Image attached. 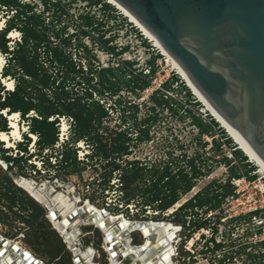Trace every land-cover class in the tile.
I'll return each mask as SVG.
<instances>
[{"label": "rangeland", "instance_id": "374dc122", "mask_svg": "<svg viewBox=\"0 0 264 264\" xmlns=\"http://www.w3.org/2000/svg\"><path fill=\"white\" fill-rule=\"evenodd\" d=\"M60 2L50 9L43 0H0V57L12 74L5 77L21 82L19 102L36 107L29 117L73 106L64 116L52 115L65 126L62 134L51 130L33 143L19 117L21 135L11 136L10 146L0 140V234L43 264H74V252L47 210L13 183L23 177L72 184L79 205L88 201L112 222L177 227L166 229L171 264H224L226 257H238L228 264H241L242 258L264 257V175L258 166L119 6L109 0ZM16 10L22 19L11 17ZM86 12L90 18L82 17ZM9 26L18 33L11 38L5 35ZM2 82L0 88L9 90ZM161 93L169 105L157 103ZM152 115L155 120L143 122ZM170 200L169 209H159ZM82 218L71 221L77 249L94 250L83 260L109 264L103 233ZM214 227L219 246L209 241ZM131 238L144 241L139 230ZM123 259L118 264L135 262L131 253Z\"/></svg>", "mask_w": 264, "mask_h": 264}, {"label": "water", "instance_id": "95a60500", "mask_svg": "<svg viewBox=\"0 0 264 264\" xmlns=\"http://www.w3.org/2000/svg\"><path fill=\"white\" fill-rule=\"evenodd\" d=\"M114 1L156 38L214 111L243 138L264 164V0ZM16 179L13 178L14 184L44 207L51 221H61L58 210H48L47 203L43 205L37 201ZM57 189L64 188L59 185ZM73 193L78 196V192ZM86 211L84 204L80 205L67 215L68 221L71 222L77 215L83 217ZM88 219L97 221L99 217L98 214H90ZM148 223L150 221L133 220L124 225L135 224L144 238L143 242L129 247L140 253V256L131 253L135 259L151 256L165 244L163 237L156 238L155 233L150 231L153 225ZM99 225L104 227L105 222L101 220ZM123 234L130 243V233L126 228ZM59 235L70 250L77 247L67 229ZM106 239L111 259L116 262V239L111 233L106 234ZM0 244H4L0 257L11 248L25 260L43 264L27 249L1 234ZM73 261L74 264H85L79 254L73 255ZM147 262L159 264L153 260ZM0 264L8 263L2 259Z\"/></svg>", "mask_w": 264, "mask_h": 264}, {"label": "bare ground", "instance_id": "6f19581e", "mask_svg": "<svg viewBox=\"0 0 264 264\" xmlns=\"http://www.w3.org/2000/svg\"><path fill=\"white\" fill-rule=\"evenodd\" d=\"M109 1L112 4H116L117 6H119V8L122 9L129 17H131L132 21L140 29H142L144 31V35L146 34L147 35L146 37H148V39H150L151 41H154V42H152V45L155 44V46L157 45V47H159L161 49V53H162L163 58L168 60L169 61L168 63H170L172 66L175 67L176 70L175 69L174 70L179 73L180 77L184 80V82H186V85L192 89L191 92L192 93L194 92V94L197 95L196 97H198V99L201 102H203L205 106H207V109L211 112V114L215 117V119L222 124V126L228 131V133H230L232 138H234L235 141L239 144L240 149H242V151L248 156L250 161L254 162L258 166L259 172L263 173V175H264V164L262 163V161L247 146V144L245 143L243 138L224 119H222L214 111V109L210 106V104L206 101V99L200 94V92L197 90V88L188 79L187 75L181 69L180 65L176 62V60L159 44V42L156 40V38L152 34H150L149 31L146 28H144L142 26V24L133 15H131V13H129L124 7H122L116 1H114V0H109ZM1 27H3L2 20L0 22V29H1ZM17 34H16V31L11 30L9 32L8 37L11 38ZM3 64H4V60L0 57V70L3 67ZM0 78L3 80L2 83H5L4 85L8 86L9 90H11L13 88L12 87L13 86L12 79H7V77H2V76H0ZM1 112L9 120L10 129L7 132L0 131V140L6 142L7 146H10L11 145L10 144V137L14 136L15 138H17V136L19 137L21 135L18 124H17V120L19 118V112L14 111V112H11V114H10L7 111V109L2 110ZM62 130H65V126L62 127ZM30 137L36 138L33 133H31ZM80 145H81V143H79V146ZM15 178H18V179H16V182H18L19 185L23 186L30 193H32L33 196H35V198L37 199V201H39L43 205L45 203H47L48 207H49L48 210H52V209L58 210V212L61 214V216H60L61 221L58 223L52 221L54 223V226L56 227V229L59 230V232H61L64 229H67L69 231V233L71 234L72 239L75 240L76 232L72 228L73 226H71V222L68 221L67 215L72 210L78 209V207L80 206L78 204V202H80L81 199H79V197L73 193L76 190L73 189L72 184H70V183H64V184L58 183L57 186L62 185L63 188L65 189L64 190V189H57L56 185L49 184L47 181L46 182H40L41 184H39V183H36L35 181H31V180H28L25 178H22V180H21L20 179L21 177H15ZM38 184H39V186H38ZM263 185H264V183H263ZM181 206H182V204H179V206L176 208H179ZM84 207L86 208L87 211H86L85 215H83L84 218H82V219L87 224L94 225L104 235V246L103 247H104V250L109 255V260H110L109 264H117L118 261L120 262V260H122L123 257H125L128 253H134V255L140 256V253L137 250H133V249L131 250L129 248L130 245L134 244L132 242L133 240L131 238V233L134 231H138V230L141 232V230L139 228H137L135 226V224H130L129 226L126 227V226H124L126 222H124L122 220L120 221L118 219V220L112 222V221H110V217L106 216L105 212H102L101 210L97 209L96 207L91 205L88 201L85 202ZM90 214H98L99 219L97 221H91L90 219H88V215H90ZM80 216L81 215L75 216V218L73 220L76 221L78 218H80ZM101 220H103L105 222L104 227H100V225H99V222ZM84 221H82V222H84ZM164 224L162 226H160V224H155L153 222L148 223V225H153V227L150 228V231L155 233L156 238L163 237L165 240V244L161 248L156 250V252H154V254H152L151 256H148V257L140 259V260L135 259V260H137V262H133L131 260L129 262V264H148L147 261H149V260H151V261L153 260L155 262L158 261L159 264H171L172 263L171 262L172 246L170 244L172 241L169 240L168 237H166V232H167V230L177 229V227H174L170 223H168L166 225V227H164ZM124 228H126L130 233V243L128 241H126V236L123 234ZM179 230H177V231H179ZM107 233H111L112 238L116 239V244L114 245V248H117V250H118L117 251L118 261H116V262H113V260L111 259L109 250H108L109 245H108V241L106 239ZM3 246H4V244L3 245L0 244V249H2ZM121 249H123V251ZM24 250H26V249H24ZM72 251L74 252V254H78V252H79V255H81V257H92V256H94V250L91 247L85 248L83 250V252H81L82 250L81 251L78 250L77 247L75 249H73ZM2 259L6 260V262L8 264H34L33 261L31 262V261L25 260L21 254L15 252L11 248H9L5 251V253L0 257V261H2ZM83 262L85 264H89L87 259H84Z\"/></svg>", "mask_w": 264, "mask_h": 264}, {"label": "trees", "instance_id": "16d2710c", "mask_svg": "<svg viewBox=\"0 0 264 264\" xmlns=\"http://www.w3.org/2000/svg\"><path fill=\"white\" fill-rule=\"evenodd\" d=\"M43 1H44L45 4H49L46 7L50 8V9H51V6L58 5L59 3L61 4L60 0H43ZM98 1H100V0H98ZM18 3L19 4H22V5H29L28 3H20V2H18ZM105 4L108 5L110 3L106 2ZM11 17L14 18L15 20H18L19 18L22 19L21 12H18L17 10L15 11V15H13ZM82 17L83 18H90L91 16L89 15L88 12H86L85 14L82 15ZM87 24H90V23H87ZM95 27H97V26H95ZM9 29H10V26L6 28V30H5L6 34L5 35H7V32H10L11 31V30L10 31H7ZM8 35H9V33H8ZM125 48L126 47H124V49ZM4 52H6V51H4ZM119 52L122 53V49ZM123 64L133 65V63L129 59H124L123 60ZM67 67H69L70 69H72L74 71L76 70L78 72H81V69H79V68L78 69H75L74 65L67 64ZM3 69H4V71L1 72V76L2 77L11 76L12 75L5 68V66H3ZM30 74H32V73H28V75H30ZM13 78H14V84H13V88L11 90H4L3 86H2V88H0V91H2V94H4L3 97H2V100L0 99V131L7 132L10 129L9 122L7 120V117L5 115H3V113L1 112L2 110L7 109V111L9 113L14 112V111L15 112H19V117L22 118L24 122H26V125H27V128L29 130V133H33L35 135V137H38V139L35 138V140H34L33 143L40 142L39 136H41L42 134L45 136V138H48L51 130H53V134H58V131H55V130L58 129V127H56V126H58L59 121L56 118H52V115H54V114H58V115L61 114L62 116L66 115L67 114L66 111L67 110L69 111V110H71L73 108V106L71 105L72 103H67L66 105H64L65 106L64 107L65 109L64 110H61L59 112L58 111L57 112L50 111V110L42 111V112H40V117L41 118H37L36 116H30L29 117V114H28L29 111L30 110H35L36 107H34L33 105H27V106H25V105H23L22 103L19 102V98H20V95H21V82L17 79L18 78L17 76H14L13 75ZM148 83H149L148 81H145L143 83L142 87L143 86H146ZM161 98H163V99H161V100L159 99L160 101L157 102L159 105H160V103H166L167 105H169L168 98L166 97V95H164V93L163 94L161 93ZM99 107H101V106L99 105ZM74 108L76 109V112L77 113L78 112L79 113H82L83 112V110L81 109V105H77ZM151 109L154 110L153 107H151ZM155 118H156L155 115H152V116L148 117V119L144 120L143 122L148 121V120H150V121L151 120H155ZM55 124H56V126H55ZM22 135L25 136L26 134H24V132H22ZM55 136H57V135H55ZM55 136L53 135V140H55ZM53 140L47 141L46 144L47 145H51L53 143ZM76 140H77V138L75 139V141ZM27 141H29V139H27ZM18 144L19 143H17V145ZM130 162L131 163H129V164H132L134 162L136 163L137 161H130ZM189 162L191 164H193V160L192 159ZM5 178H6L7 181H9V184L11 186H13V184H12L11 180L9 179V177L6 176ZM24 192L27 193L26 191H24ZM27 198L30 201H35L28 194H27ZM171 204H173V200L164 202V203H162L160 205L159 209L160 210L167 209V208L170 207ZM39 210L42 211L43 209L41 207H39Z\"/></svg>", "mask_w": 264, "mask_h": 264}, {"label": "flooded vegetation", "instance_id": "af4514ba", "mask_svg": "<svg viewBox=\"0 0 264 264\" xmlns=\"http://www.w3.org/2000/svg\"><path fill=\"white\" fill-rule=\"evenodd\" d=\"M78 192V191H77ZM216 230V227L212 228V235L211 238H210V241H215V245L216 246H219L220 244V239H217L216 237V234H217V231H214ZM217 249L218 248H215V252H217ZM238 257H226L224 259V264H228L230 262V260H237ZM243 259V263L241 264H264V257H251V258H242Z\"/></svg>", "mask_w": 264, "mask_h": 264}, {"label": "built area", "instance_id": "2783aa9c", "mask_svg": "<svg viewBox=\"0 0 264 264\" xmlns=\"http://www.w3.org/2000/svg\"><path fill=\"white\" fill-rule=\"evenodd\" d=\"M261 224V223H260ZM203 234H208V229L205 230V233ZM262 234H264V230L262 231ZM198 236H200V234H198ZM261 239H264V237H261ZM210 241V240H209ZM212 243V241H210Z\"/></svg>", "mask_w": 264, "mask_h": 264}, {"label": "clouds", "instance_id": "9594fccd", "mask_svg": "<svg viewBox=\"0 0 264 264\" xmlns=\"http://www.w3.org/2000/svg\"><path fill=\"white\" fill-rule=\"evenodd\" d=\"M132 62V61H131ZM8 120V119H7ZM59 121H61V119H59ZM8 122H9V120H8ZM60 125V126H59ZM58 128H59V130H60V134H62V132H61V128H62V125H61V123H58ZM61 127V128H60ZM35 140V139H34ZM34 140H33V142H34ZM249 159V158H248ZM169 209V208H168Z\"/></svg>", "mask_w": 264, "mask_h": 264}]
</instances>
